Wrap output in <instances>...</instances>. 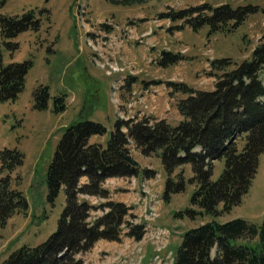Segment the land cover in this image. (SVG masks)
<instances>
[{
	"label": "rangeland",
	"instance_id": "obj_1",
	"mask_svg": "<svg viewBox=\"0 0 264 264\" xmlns=\"http://www.w3.org/2000/svg\"><path fill=\"white\" fill-rule=\"evenodd\" d=\"M124 1L8 0L0 9L6 16L34 11L40 21L38 30L26 31L15 39L19 44L15 54L3 49L6 64L30 60L33 66L19 98L0 103V151L17 149L24 155L23 166L12 178L13 187L29 202L27 212L16 214L0 227V264L14 251L41 245L57 231L66 195L62 189L55 203L49 202L45 171L64 127L77 121L84 108L91 120L108 129L106 135L91 138L103 146L118 119L166 120L178 126L184 119L178 103L189 94L177 92L170 83L213 91L216 77L225 71L214 69L212 62L229 59L231 65L225 70H230L250 60L264 34V0H129V4H122ZM202 4L253 6L257 12L240 26L216 33H211L209 26L194 31L183 21L161 17ZM163 52L181 55L183 60L160 67ZM261 79L264 82V70ZM40 86L49 87L52 96L46 111L34 108V93ZM62 94L67 97V111L56 114L53 97ZM244 144L241 138L240 150ZM130 150L143 169L157 172L156 177L108 179L104 187L110 191V199L80 196V200L95 206L90 222L106 213L99 208L107 202L127 201L124 204L132 208V217L127 219L131 224H144L146 234L137 241L126 235L128 227L124 226L120 242L100 240L80 254L85 264H173L183 233L212 220L209 216L192 220L178 215L190 208L198 210L191 205L196 187L189 182L193 176L190 166L178 168L173 175L175 179L184 176L185 192L166 203L163 194L168 176L161 158L142 155L133 143ZM224 168V159L214 163V181ZM135 196H139L138 201ZM238 218L258 225L264 219V155L242 203L217 220L226 223Z\"/></svg>",
	"mask_w": 264,
	"mask_h": 264
},
{
	"label": "trees",
	"instance_id": "obj_2",
	"mask_svg": "<svg viewBox=\"0 0 264 264\" xmlns=\"http://www.w3.org/2000/svg\"><path fill=\"white\" fill-rule=\"evenodd\" d=\"M8 0H0V9ZM129 0L122 4H129ZM120 4V3H117ZM257 8H233L229 4L213 7L202 4L178 12L163 14V19L183 21L194 31L204 26L211 33L240 26ZM40 21L34 11L22 16L0 14V103L15 102L25 88L33 62H4V48L11 54L19 50L15 39L29 30H38ZM183 56L163 52L160 67L175 65ZM214 69L225 71L216 77L213 91H198L186 84L170 83L177 92L189 94L178 103L183 121L172 126L166 120L118 119L106 146L91 144L93 136H104L108 129L90 119L85 111L79 119L64 127L62 138L45 176L48 200L54 204L62 189L66 204L58 228L44 243L36 247L23 246L1 264H85L79 255L90 251L100 240L120 242L124 226L126 235L141 241L146 234L144 224H131L132 208L121 202L109 201L99 209L107 210L95 222H90L95 209L80 196L110 199L104 187L112 178L153 179L157 172L143 169L133 157V143L142 155L161 158L167 173L163 199L169 203L176 194L185 192L183 175L175 171L190 166L195 185L192 207L179 213L195 220L209 216L212 220L192 228L182 235L175 249L173 264H264V219L260 225L238 218L226 223L217 219L239 206L249 193L258 173L260 157L264 155V34L253 56L235 68L229 59L212 62ZM38 111L49 109L50 88L40 86L34 93ZM53 110H67L66 95L53 97ZM244 139L243 148L239 141ZM225 160L218 180L212 179L214 163ZM25 157L17 149L0 151V227H5L16 214L25 213L29 202L24 193L13 187L12 173L21 168ZM5 174V175H4ZM4 175V176H3ZM87 182L82 184V179Z\"/></svg>",
	"mask_w": 264,
	"mask_h": 264
},
{
	"label": "crops",
	"instance_id": "obj_3",
	"mask_svg": "<svg viewBox=\"0 0 264 264\" xmlns=\"http://www.w3.org/2000/svg\"><path fill=\"white\" fill-rule=\"evenodd\" d=\"M182 121V120H181ZM90 143L91 144H98V142H96V141H92V139H90ZM141 177V176H140ZM140 177H138V178H140ZM113 179H119V178H113ZM139 198V196H137V198H136V196L134 197V199L136 200V201H138L137 199ZM121 202H123V203H128L127 201H121Z\"/></svg>",
	"mask_w": 264,
	"mask_h": 264
}]
</instances>
